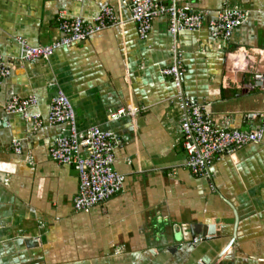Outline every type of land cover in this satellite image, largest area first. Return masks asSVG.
<instances>
[{
    "label": "crops",
    "instance_id": "obj_1",
    "mask_svg": "<svg viewBox=\"0 0 264 264\" xmlns=\"http://www.w3.org/2000/svg\"><path fill=\"white\" fill-rule=\"evenodd\" d=\"M157 2L201 13L202 28L172 33L157 16L141 38L131 0H0V54L10 69L0 88V264H264V135L222 155L206 176L190 172L181 143L183 102L206 104L216 125L264 126V89L251 87L264 70V0ZM234 5L246 20L227 39L213 37L207 21ZM106 6L114 21L105 29L48 59H18L17 37L46 45L62 35L60 11L88 20ZM176 57L180 88L161 73ZM59 89L80 133L96 125L117 139L123 187L87 212L73 206L75 166L49 156L70 128L46 121ZM30 94L39 128L5 110L11 96ZM120 108L127 113L111 119Z\"/></svg>",
    "mask_w": 264,
    "mask_h": 264
},
{
    "label": "built area",
    "instance_id": "obj_2",
    "mask_svg": "<svg viewBox=\"0 0 264 264\" xmlns=\"http://www.w3.org/2000/svg\"><path fill=\"white\" fill-rule=\"evenodd\" d=\"M131 18L137 26L138 34L145 38L152 26V20L157 16L169 19V30L175 33L178 29L198 30L204 24L203 15L190 12L182 7L161 5L157 0H131ZM246 12L239 6H226L217 11L216 18L207 21V27L213 37L227 39L234 29L246 20ZM114 21L113 9L103 7L99 13L86 20L81 15H69L65 11L58 13L57 24L62 35L46 45H31L23 37H17L20 45L18 59L31 61L48 59L62 46L86 40L89 36L105 29ZM185 67L180 58L161 68L164 77H169L180 88ZM10 73L0 54V88L3 79ZM252 88L264 89V70L253 72ZM182 92L178 93L181 99ZM37 96L27 97L13 95L6 103L8 113H22L31 120L34 127H42L44 119L39 112H30V107L37 105ZM184 113L181 118V143L186 153V164L195 176H206L208 168L222 155L232 154L242 146L261 141L264 126L254 131H243L230 128L227 125H216L207 115L206 104L183 102ZM124 108L112 111L111 119H118L126 114ZM46 121L51 124H69V132L54 139L49 150L50 158L58 164L74 165L78 171V190L73 199L76 211L87 212L94 205L108 200L121 190L125 176L114 169V148L117 139L113 132L93 125L85 133H80L75 125V112L66 93L59 89L54 96ZM17 152L19 143H14Z\"/></svg>",
    "mask_w": 264,
    "mask_h": 264
}]
</instances>
